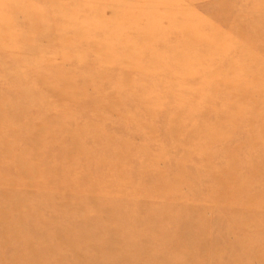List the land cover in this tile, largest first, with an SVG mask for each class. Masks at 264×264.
<instances>
[{"label":"rangeland","instance_id":"374dc122","mask_svg":"<svg viewBox=\"0 0 264 264\" xmlns=\"http://www.w3.org/2000/svg\"><path fill=\"white\" fill-rule=\"evenodd\" d=\"M0 264H264V0H0Z\"/></svg>","mask_w":264,"mask_h":264}]
</instances>
